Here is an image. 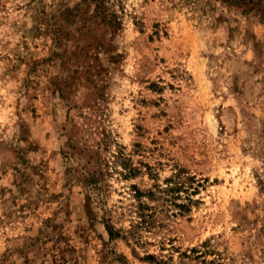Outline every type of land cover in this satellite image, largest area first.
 <instances>
[{"label":"rangeland","instance_id":"374dc122","mask_svg":"<svg viewBox=\"0 0 264 264\" xmlns=\"http://www.w3.org/2000/svg\"><path fill=\"white\" fill-rule=\"evenodd\" d=\"M0 264H264L262 17L0 0Z\"/></svg>","mask_w":264,"mask_h":264},{"label":"trees","instance_id":"16d2710c","mask_svg":"<svg viewBox=\"0 0 264 264\" xmlns=\"http://www.w3.org/2000/svg\"><path fill=\"white\" fill-rule=\"evenodd\" d=\"M94 1H96V2L99 1V3H101L103 0H94ZM224 1L226 3H228L229 5H232L234 3H238V4L250 6V9L253 10L254 12H256V14H259L260 18L262 17V20H264V0H224ZM146 168L148 170L147 173L149 174V176H152L153 172L151 171L150 167L147 166ZM128 171L131 173L133 172V174L135 172H140L139 169L134 168V167H128ZM131 187L135 192L134 197H136L138 200H140V198L142 196H146V195L152 196L153 195V193L151 191L144 193L143 191L138 189V187L135 184L131 185ZM178 206L180 208H185L183 204H179ZM107 230H108V234H109L110 238L113 236H116V233L111 226H107ZM145 259L150 260V261H154L155 257H154V255L146 254Z\"/></svg>","mask_w":264,"mask_h":264}]
</instances>
